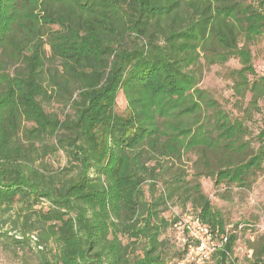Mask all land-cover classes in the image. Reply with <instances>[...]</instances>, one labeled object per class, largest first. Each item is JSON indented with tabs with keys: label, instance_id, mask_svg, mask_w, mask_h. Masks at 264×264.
<instances>
[{
	"label": "trees",
	"instance_id": "1",
	"mask_svg": "<svg viewBox=\"0 0 264 264\" xmlns=\"http://www.w3.org/2000/svg\"><path fill=\"white\" fill-rule=\"evenodd\" d=\"M262 36L264 0H0V239L38 252L39 264H180L173 226L182 214L223 235V216L200 184L166 177L162 162L213 150L220 162L211 170L205 161L204 176L216 187L244 186L260 169L264 127L246 158L242 139L264 79L247 80L254 70L240 40ZM230 59L241 66L233 89L250 93L249 107L236 117L213 108L202 120L203 67ZM51 104L67 110L62 119L46 111ZM59 151L68 165L57 176L45 160ZM175 192L193 208L168 219ZM239 226L249 228L235 224L207 264H238ZM249 250L246 264H264V237Z\"/></svg>",
	"mask_w": 264,
	"mask_h": 264
},
{
	"label": "rangeland",
	"instance_id": "2",
	"mask_svg": "<svg viewBox=\"0 0 264 264\" xmlns=\"http://www.w3.org/2000/svg\"><path fill=\"white\" fill-rule=\"evenodd\" d=\"M256 5H260V0H256ZM132 41L134 42V39L131 36L128 38L127 44L130 46ZM240 41L241 44L245 43L248 46L251 53L254 75H247V80L251 84L253 81L264 79V37H257L250 42L244 41V39ZM240 68L237 59H230L222 65L203 67L200 83L196 87L203 93L202 120L212 117L213 108H219L233 117L243 116L242 111L249 107L251 95L247 92L242 98L233 89L235 82L232 73ZM116 103V113L123 114L126 103L121 91L117 95ZM45 109L48 113H57L60 119H62L63 113L67 112L65 109L62 111V108L56 104L45 105ZM250 109H252L253 115L250 121L245 123L248 134L242 139V142L248 145L243 153L245 158L258 147L257 135L264 127V95L257 102V110ZM201 154L202 152L199 150H190L182 152L180 159L163 160V165L170 169L165 176L169 178L175 173H182L183 179L191 185L199 183L201 191L210 200L213 209L219 211L223 216L226 226L234 228V225L238 223L249 225V228L237 229V243L234 251V257L238 259L237 263L246 264V259H249L251 255L249 245L264 237V162L260 169L253 170L249 174L244 186L222 184L216 187L213 178L204 176L206 173L204 162L207 161L210 169L214 170L220 162L217 153L207 150L203 156ZM45 161L47 171L57 174V176L63 173L68 165L67 158L61 151L49 155ZM141 189L145 198L148 199L151 192L149 184L144 183ZM162 190L161 182H159L153 193L158 195ZM174 196V204L163 214L168 219L177 218L185 209L193 208L191 203H187L185 208L180 205L178 192H175ZM6 230H9V225L4 226L3 231ZM166 235H169L168 232ZM121 241L123 244L128 242L126 238H121ZM142 243V241H138L132 247L131 252L134 255L139 254ZM48 249H55L56 252L55 244L49 243ZM37 256L38 252L29 249H15L0 239V264H39Z\"/></svg>",
	"mask_w": 264,
	"mask_h": 264
},
{
	"label": "built area",
	"instance_id": "3",
	"mask_svg": "<svg viewBox=\"0 0 264 264\" xmlns=\"http://www.w3.org/2000/svg\"><path fill=\"white\" fill-rule=\"evenodd\" d=\"M241 226L238 227L240 229ZM232 226H227L225 233L216 238L201 220L190 212H185L175 222L174 243L185 252V259L180 264H205L212 254L227 241L229 233H234ZM35 241V238H33ZM37 250L42 247L37 245Z\"/></svg>",
	"mask_w": 264,
	"mask_h": 264
}]
</instances>
